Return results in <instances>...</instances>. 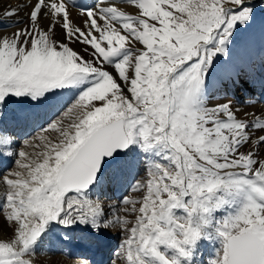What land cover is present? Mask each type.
I'll return each instance as SVG.
<instances>
[{
    "label": "snow or ice",
    "instance_id": "snow-or-ice-1",
    "mask_svg": "<svg viewBox=\"0 0 264 264\" xmlns=\"http://www.w3.org/2000/svg\"><path fill=\"white\" fill-rule=\"evenodd\" d=\"M254 11L248 0H34L28 24L0 35V108L70 99L43 129L55 142L41 136V151L8 153L17 170L3 177L0 212L14 228L0 239V264H30L58 227L111 225L125 234L123 264H202L206 244L215 249L208 264H264V114L238 118L231 99L206 102L215 65ZM17 15L6 9L0 20ZM57 27L92 58L53 39ZM141 163L130 186L140 198L108 211L92 199L102 181L119 183Z\"/></svg>",
    "mask_w": 264,
    "mask_h": 264
},
{
    "label": "rangeland",
    "instance_id": "rangeland-1",
    "mask_svg": "<svg viewBox=\"0 0 264 264\" xmlns=\"http://www.w3.org/2000/svg\"><path fill=\"white\" fill-rule=\"evenodd\" d=\"M16 1H19V0H11V2H13V3H15ZM73 2L77 5L94 6L96 3V0H91L90 2H88L87 0H73ZM248 2L253 3L255 6V11H254L252 23L247 28L237 29L235 36H234L233 43L231 44V47L229 49V58L227 59V61L232 62V64L235 66L240 64L241 61H240V59H238L236 57L235 53H236L237 48L239 46H241L244 43H247L249 46H251L250 49H251V52L253 53L254 56L250 57L249 61L246 60V66L242 63H241V65H243L245 68L250 69L251 59L255 58V56L260 57V55L258 54L259 50L261 52V58L264 60V48H263L264 47V23H263L264 22V0H248ZM118 6L121 8V10L126 11L128 14H135V10L127 4H119ZM70 11L79 13L78 8H70ZM78 18L79 19L77 21H73V22L77 26L82 27L84 18L80 15L78 16ZM16 21H19V23L16 24V23H14L15 21L9 22L5 19L0 20V35H11L13 32H15L17 30L16 28H23L28 24V19H27V17L25 18V16H21ZM255 21H258V22H255ZM48 23L49 22L47 19H42V21H41V24L45 28H47ZM258 24H262V28H260L261 25H258ZM14 28H15V30H14ZM240 34H244L243 35L244 37H241ZM53 39L57 40L58 42H63V43L68 44L73 50L78 52L85 59H91L92 58L90 55V52H91L90 48L88 49V51H85V48L87 47L86 45H82L75 40L69 42L67 39L64 38V36L62 35V32H61V29L59 27H57L55 29ZM257 48H259V49H257ZM254 51H256V52H254ZM223 59H225V58L222 57L221 60L217 63L222 64V66H224V67H226V66L229 67V69H231L235 74L230 79H236L237 76H236L235 71L233 70V68L230 65H227L223 61ZM241 72L243 73L244 71H241ZM221 75L226 77L224 75L223 71L220 70V68L216 64V67H214V69H213V71H212V73L208 79V84H207L206 102L208 103L209 106H215L218 103L225 102L226 100L231 99L233 101V108L239 109V111L236 113L238 118H244L246 113H256L257 116L264 114V112H258V111L255 112V108L252 111L248 110V108H251L252 106H257L258 108L264 107V105L262 104L263 103V100H262V95H263L262 91L263 90L260 89L259 86H256V82L254 80H252V77L247 76L250 79V83L248 84L247 88L251 92H248L246 87H242V91H244L246 89L243 93V92H240V90H238L237 81H235V80H233L232 83L225 81L224 79H223V81L218 82V79L223 78ZM239 77L244 78V76H241V75H239ZM226 79H229V78L226 77ZM241 84H244V83H241ZM252 92H253V94H252ZM256 97H258V98H256ZM65 99L62 97H55L52 100L58 101V103H56L54 105H53L52 101H50L52 107H50L49 111L47 113H42V112H40V113H42L43 118L44 117L46 118L49 115H51V117L48 118L47 120L45 119L47 121L46 123H44L45 120L43 119L41 127L39 126L35 129L36 125H33L32 129H34V131L32 133H26L21 139H19V137H17V143L16 144L13 143L14 145H12L14 147V148H12L14 153H18L20 150H25L29 153L41 151L42 150V141L39 139V137H41V136L47 137L48 140L50 139V141L55 142L57 134L52 132V131L44 132L43 129L46 128L50 122L56 120L60 115H62V110H63V107L65 106V102H66V100L69 101V99H66V100ZM12 102H15V101H12ZM24 103H26V102H24ZM15 104H17V102H15ZM42 115H41V118H42ZM32 122L35 124L37 122V120L36 121L33 120ZM0 132H2V131H0ZM7 136L14 137L15 135H10V133H8ZM1 139H3V137ZM15 140H16V138L14 137V142H15ZM0 141H2V140H0ZM25 141H30L32 145H38L39 147H27L25 145ZM248 150H252L250 148V146L244 149L245 152H247ZM1 156L3 158L8 157V149L7 148L2 149V154L0 153V157ZM17 158L18 157L14 155V158H13L11 164L9 165V167L3 171L1 170L3 163H0V200H2V196H3V193L5 191V188L2 184L3 177L5 175H7L8 173H10L14 170H17V166H16V159ZM257 158H264V149L260 150V155ZM137 172H139V175H137ZM140 175H143V164L142 163H141L139 169L132 170V171H129L128 173H126L125 177L119 183H111L108 180L102 181L101 185L98 186L99 188L97 187L98 190L100 188L102 190L100 189L97 193L92 192L90 195H91L92 199H94V200L99 198L105 204L106 211H108L109 205L119 207L118 201L120 199H122L124 196H130L133 199L140 198L141 194L133 193L130 191L131 183H134L133 177H135L136 179H139ZM104 184L107 185L106 190L108 191V193H105L106 192V190H105L106 185H104ZM97 194H98V196H95ZM119 214L124 215V213H119ZM113 218L114 217L111 215V213H109V215L107 216V219L111 220ZM126 218L129 221H134L135 217H134V215H128ZM13 228H14V226L8 224L4 220L2 212H0V239L7 240V239L12 238ZM103 229L105 230L104 232H107V233H108V231L112 232V234L110 236L115 237V244H114L113 248L111 247L112 250H111L109 255L107 253L104 255H102L103 253L102 254L99 253L98 254L99 257L94 262V264H113L114 260L117 262V264H123V261H121L117 257L116 253L119 251L121 240L123 239V237L125 235L124 232L121 231V229L119 228L118 225H111L110 227H108L106 229L103 228ZM103 229H101V230H103ZM104 232H102V233H104ZM104 235H107V234L104 233ZM70 236L73 238L76 236H77V238L81 237L80 239L78 238L76 241L80 240L82 245H79V246H81L87 250V252H86L87 254L84 257V259H86L88 254L93 255V253H95V251H93V250L95 248H97V247H95V243L97 242L96 238L91 237L89 234H86L83 229L79 228V229H77V231L73 232V231H67V230H63V229L59 230L57 228V229L53 230L52 232L48 233L45 236V238H43V240H41L39 242V244L36 246V249H35L36 254L34 256H28V257H26V259H28L30 261V263H32L34 261L35 264H73V262H74L73 258L71 259L67 255L68 248H66L65 245H63V249H64L65 253H63V250L61 247H60L61 249L56 247L55 253L51 254V255L49 254V252H52L54 250V248L52 246L54 244V242L57 243V241L54 240L55 238L60 240L61 242H64V241H68V240L71 241ZM110 239H111V237H110ZM76 241H74L72 243L78 244ZM57 244H60V243H57ZM68 244L69 243H67V245ZM57 246H59V245H57ZM79 246H76V247H79ZM40 247H42V248L40 249ZM89 249H90V252H89ZM104 249H106V248H104ZM101 250H102V248H101ZM204 251H208V253L204 252ZM203 252H204V254H203ZM205 253H207V254L205 255ZM214 253H215L214 247L211 244H206L205 246H203L201 248L200 253L198 254V260L202 261V264H205L206 262H207L206 264H208L209 260L214 256ZM203 255L206 256V258H204ZM202 256L206 261L204 259H202ZM76 261L79 262V260H76ZM90 261H88L87 264H90L91 263ZM77 262H76V264H77Z\"/></svg>",
    "mask_w": 264,
    "mask_h": 264
},
{
    "label": "bare ground",
    "instance_id": "bare-ground-1",
    "mask_svg": "<svg viewBox=\"0 0 264 264\" xmlns=\"http://www.w3.org/2000/svg\"><path fill=\"white\" fill-rule=\"evenodd\" d=\"M34 2V0H19V1H16L15 3H13V2H11V0H0V12H2L3 10H6V9H11V8H17L18 9V15L17 16H15V17H13V18H11V19H5V20H7V21H9V22H12V21H16L17 19H19L21 16H25V18L27 17V12L29 11V7H30V5L32 4ZM70 14H71V19L73 20V21H77L79 18H78V16H79V13H76V12H73V11H70ZM42 21V20H41ZM17 29V28H16ZM14 30H15V28H14ZM12 32V31H11ZM250 47L251 46H249L247 43H244V44H242L241 46H239L238 48H237V51H236V57L238 58V59H240V61H241V63L242 64H244L245 66H246V60H248L249 61V59H250V57H252V56H254L253 55V53L251 52V49H250ZM258 54H259V52H258ZM256 55V54H255ZM260 55V54H259ZM255 58L257 59V60H260V57H258V56H255ZM217 66L220 68V70H222L223 71V73H224V75L227 77V78H229V80H230V78L232 77V76H234L235 74H234V72L231 70V69H229V67H224V66H222V64H220V63H217ZM220 81V80H219ZM241 82V81H240ZM237 84L239 85H244V84H241V83H238L237 82ZM247 89V88H246ZM245 89V90H246ZM240 90V92H244V91H242V88H240L239 89ZM55 97H53L52 99H54ZM62 98H66V99H70L69 97H62ZM65 99V100H66ZM66 102H67V100H66ZM15 104V102H12V101H10L7 105H5V106H3L2 108H0V131H2L3 133H6L7 131H13V133L12 134H10V135H15L14 137L16 138V140H15V142H14V137H12V136H7V134H6V137H5V139H7L8 140V143L7 144H4V146H9L10 148L12 147V148H14L12 145H14V144H16L17 143V134L19 133L20 135H19V139H21L26 133H32L33 131H34V129H31L30 131H22V133H21V129H20V127L21 126H25V125H27L29 122H30V120H31V115H27V113L25 112V109H21V107L20 106H15L14 105ZM50 107H52V105H51V102H49V103H47V104H45V105H40V106H37V107H33L34 108V111L32 112V113H34V114H32V115H35V117L33 118L34 119V121H36V120H38L39 118H40V112H42V113H47L48 111H49V109H50ZM11 108H13L12 110H14L15 111V113H17L18 114V116H16L15 117V119H12L11 117H10V115L8 114V111H9V109H11ZM255 108V112L256 111H258V112H264V107L262 108V107H257V106H252L251 108H248V110H250V111H252L253 109ZM261 108V109H260ZM14 113V114H15ZM24 114H26V115H24ZM24 115V116H23ZM46 118L44 117V120H45ZM47 120V119H46ZM45 120V122L44 123H46L47 121ZM42 124V123H41ZM1 132V133H2ZM10 133V132H9ZM50 140V139H49ZM14 143V144H13ZM12 153H14L13 151H12ZM12 156H14V155H12ZM12 156L10 157H5L6 159H8L7 161H4L3 162V165H2V171L3 170H5V169H7L8 167H9V165L11 164V162H12ZM0 161H1V158H0ZM0 163H2V161L0 162ZM99 188V187H98ZM97 189V188H96ZM96 189H95V191H93V192H95V193H97L99 190L97 189V192H96ZM79 228H81V229H83L84 231H85V233L86 234H89L91 237H95L96 238V241L99 239L100 240V242H101V244H100V247L102 248V251H105V250H107V252L108 253H110V251L112 250V248L111 247H113V245H114V242H115V237H113V236H108V235H104V233H102L101 231H100V233H94V232H91L90 231V229H87V228H84L83 226H81V227H77V228H75V229H73V230H71V231H73V232H75V231H77V229H79ZM58 229L59 230H61L62 228H59L58 227ZM72 233V232H71ZM110 237H111V239H110ZM45 238V237H44ZM94 238V239H95ZM57 241V243H58V240H56ZM56 243V242H55ZM56 243V244H57ZM73 249H74V252H73V254H72V256H71V258L72 257H75V258H84L85 256H86V252H87V250L86 249H84L83 247H81V246H79V247H76V246H72V245H70ZM104 248H106V249H104ZM110 248V249H109ZM109 249V250H108ZM69 250H71V249H68V251ZM68 251H67V253H68ZM51 255V254H50ZM204 256V255H203ZM203 256H202V259H204L205 258V256H204V258H203ZM205 260V259H204ZM206 261V260H205ZM30 264H35V262L33 261L32 263H30ZM74 264V263H73ZM76 264V263H75ZM77 264H83V263H81V262H77Z\"/></svg>",
    "mask_w": 264,
    "mask_h": 264
}]
</instances>
